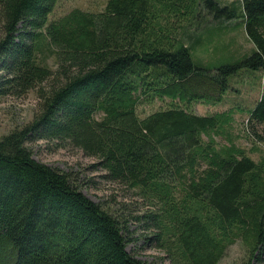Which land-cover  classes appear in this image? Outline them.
<instances>
[{
    "label": "trees",
    "instance_id": "16d2710c",
    "mask_svg": "<svg viewBox=\"0 0 264 264\" xmlns=\"http://www.w3.org/2000/svg\"><path fill=\"white\" fill-rule=\"evenodd\" d=\"M58 1L0 0V98L33 91L37 100L31 121L0 137V264H147L126 251L120 214L32 158L25 143L39 140L79 148L106 180L133 190L143 206L132 219L174 264H216L235 241L241 264H264V157L253 160L231 137L216 141L231 112L200 116L174 103L142 118L135 111L154 98L185 104L221 84L175 37L192 6L106 0L97 13L48 20ZM233 4L198 7L212 20L241 19L254 51L238 66L257 71L264 0ZM247 115L264 125V95Z\"/></svg>",
    "mask_w": 264,
    "mask_h": 264
},
{
    "label": "rangeland",
    "instance_id": "374dc122",
    "mask_svg": "<svg viewBox=\"0 0 264 264\" xmlns=\"http://www.w3.org/2000/svg\"><path fill=\"white\" fill-rule=\"evenodd\" d=\"M105 1L59 0L47 19L54 20L71 9L97 13L102 10ZM201 1L172 0L175 10L180 12L184 5L192 6L189 12L191 14L188 13L181 21V28H176L175 37L181 38L188 46L193 67L208 71L207 76L218 78L221 84L211 86L209 92H203L205 97H197L196 100L185 104L177 100L171 102L168 98H154L150 103L138 102L135 107L136 114L142 118L156 110L166 109L173 103L200 116L230 111L232 121L224 128V135L218 136L216 141L224 143L226 139L223 137H231L234 144L243 148L253 160L258 161L264 157V125L247 122V112L252 110L260 96L264 95V62L257 71L238 66L254 51L253 45L243 32L241 19L236 16L229 20H212L198 7ZM215 1L220 5L235 3L238 6L239 0ZM235 4L233 5L237 7ZM173 22L176 24L174 20ZM49 64H52V60H49ZM234 66L237 67L230 74L217 71L223 67ZM212 79L210 81L214 83ZM36 103L33 91L21 98H0V137L28 124L35 113ZM25 146L33 159L67 173L70 183L90 200L109 212L120 214L119 219L124 220L127 229L125 249L129 254L147 264H174L168 255L149 239L153 235L152 230L144 229L140 222L132 219L131 214L139 212L143 206L137 195L120 183L106 180L103 177L104 171L92 166L96 162L94 157L65 143L55 146L53 142L39 140L26 142ZM244 258V246L235 241L226 247L216 264H241Z\"/></svg>",
    "mask_w": 264,
    "mask_h": 264
}]
</instances>
